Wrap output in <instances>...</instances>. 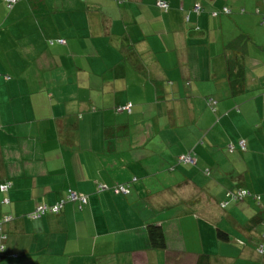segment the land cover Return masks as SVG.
Masks as SVG:
<instances>
[{
    "label": "crops",
    "instance_id": "1",
    "mask_svg": "<svg viewBox=\"0 0 264 264\" xmlns=\"http://www.w3.org/2000/svg\"><path fill=\"white\" fill-rule=\"evenodd\" d=\"M158 1L0 0V264H264V0Z\"/></svg>",
    "mask_w": 264,
    "mask_h": 264
},
{
    "label": "built area",
    "instance_id": "2",
    "mask_svg": "<svg viewBox=\"0 0 264 264\" xmlns=\"http://www.w3.org/2000/svg\"><path fill=\"white\" fill-rule=\"evenodd\" d=\"M17 1L18 0H4V2L6 4H8V7H12ZM156 5H157V7H159L162 10H167L169 7L165 1H161V0L158 1ZM198 9H199V7H195V11H198ZM222 12L224 14L230 13V11L226 8H224L222 10ZM262 22L264 23V16L262 18ZM57 43L62 44L63 41L58 40ZM130 107H131V105L128 104L124 107H118L116 109V111L117 112H121L123 110L129 111ZM239 147L241 150H243L245 148L243 141H241L239 143ZM229 150L232 151L233 146L230 145ZM178 160H179V162H183V163H187V164H194V159L190 156H180ZM9 187H10L9 184L6 183V184H3L0 186V190H1V192H5L9 189ZM100 189H103V188L99 187V190ZM113 192L115 194L125 195L128 192V188L126 186L120 185V186L114 187ZM227 197L230 200H235V199H242V198H251L252 195L248 191L238 190L235 193H232V192L228 193ZM253 198L257 202H260L261 196L256 195V196H253ZM68 202L69 203H76V204H78L79 208H81L87 204V198L83 195H80L79 193L72 191V190H68L67 195L63 200H60L59 202H57L56 204H54L52 206H47V205L39 206V207L35 208V210L33 212L28 214L27 217H29L31 219H38L41 216L47 215V214H59L61 212L63 206ZM1 203L4 205H8L9 201L7 199H4ZM11 220H12V216H10V215H5L2 218H0V259H1V253L3 251V243L5 241V235L2 231V227H3V224H5ZM256 250L259 254L264 255V244H258Z\"/></svg>",
    "mask_w": 264,
    "mask_h": 264
},
{
    "label": "trees",
    "instance_id": "3",
    "mask_svg": "<svg viewBox=\"0 0 264 264\" xmlns=\"http://www.w3.org/2000/svg\"><path fill=\"white\" fill-rule=\"evenodd\" d=\"M3 2H4V0H3ZM4 4H5V6H6V8L8 10H10L13 7V6L12 7H8V4H6L5 2H4ZM261 22H262V20H261ZM262 24H264V23L262 22ZM56 43H57V41H56ZM229 146H228V148H229ZM178 159H179V157L177 158V161L179 162ZM227 200H230V199L227 198ZM218 235L221 238H223V239L227 237V235L225 233L221 232V231H219V234ZM147 236H148V240H149V243H150L151 248H153V249H159V250H162V249H165L166 248V240H165L164 233H163L162 229L158 225H155V224L149 225L147 227ZM171 255L172 254H168V256H167V259L168 260L170 259ZM203 257L201 256L199 258V263H201L203 260H205ZM204 264H207V261H205Z\"/></svg>",
    "mask_w": 264,
    "mask_h": 264
},
{
    "label": "rangeland",
    "instance_id": "4",
    "mask_svg": "<svg viewBox=\"0 0 264 264\" xmlns=\"http://www.w3.org/2000/svg\"><path fill=\"white\" fill-rule=\"evenodd\" d=\"M240 143V142H239ZM229 145H231V144H229ZM228 145V146H229ZM239 145V144H238ZM228 146H226V148H228ZM239 148V147H238ZM239 150V149H238ZM177 201H182V200H180V197L178 196L177 198H175V200H174V202H175V204L177 203ZM188 208H190V209H192L191 207H190V205H188L187 204V202L186 201H183V202H180V204L177 206H175L174 207V209H178V210H185V209H188ZM221 214H223L222 212H221ZM264 243V242H263Z\"/></svg>",
    "mask_w": 264,
    "mask_h": 264
}]
</instances>
